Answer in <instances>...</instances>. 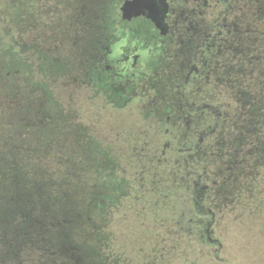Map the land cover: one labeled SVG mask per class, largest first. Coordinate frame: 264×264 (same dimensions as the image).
Segmentation results:
<instances>
[{
  "label": "flooded vegetation",
  "instance_id": "obj_1",
  "mask_svg": "<svg viewBox=\"0 0 264 264\" xmlns=\"http://www.w3.org/2000/svg\"><path fill=\"white\" fill-rule=\"evenodd\" d=\"M124 1L55 0L52 7L44 2L43 12L55 13L48 27L53 38L41 36L47 23L39 24L33 8L32 15L25 14L24 29L11 20L21 34L39 32L23 43L11 40L10 53L15 57L23 50L33 79L43 84L40 93L54 94L44 86L56 77L60 91L72 87L87 97L80 108L93 112L91 121L56 99L60 139L86 146L90 154L95 146L104 150L119 166L116 172L150 190V180L180 172L155 167L162 158H190L193 110L236 111L240 140L245 127L240 96H247V146L239 143L237 152L247 147L251 175L264 173V0H167L160 28L145 16L123 19ZM46 54L61 63L55 76L43 68ZM208 90L218 102L198 106L194 97ZM230 95L236 102L225 99ZM31 116L30 125L47 130L42 113Z\"/></svg>",
  "mask_w": 264,
  "mask_h": 264
},
{
  "label": "trees",
  "instance_id": "obj_2",
  "mask_svg": "<svg viewBox=\"0 0 264 264\" xmlns=\"http://www.w3.org/2000/svg\"><path fill=\"white\" fill-rule=\"evenodd\" d=\"M0 48V264L152 263L139 261L138 253L115 242L108 230L124 201L137 209L139 220L150 223L163 253L186 257L188 252L201 260L208 250L217 259L219 244L212 236L217 224L228 210H245L259 188L248 168L247 147L243 150L248 138L247 96H240L245 118L240 140L236 111H219L216 106L193 110L190 158L165 156L154 166L180 172L150 180V190L140 189V182L116 172L119 166L104 150L95 146L90 154L86 146L60 139L56 98L40 93L43 84L33 79L23 50L14 57L2 37ZM56 56L45 55L48 76L62 70ZM194 98L198 106L218 102L209 90ZM225 99L236 102L237 97ZM41 113L49 121L47 130L29 123L35 119L31 115ZM241 142L245 144L238 153ZM256 203H264V196Z\"/></svg>",
  "mask_w": 264,
  "mask_h": 264
},
{
  "label": "rangeland",
  "instance_id": "obj_3",
  "mask_svg": "<svg viewBox=\"0 0 264 264\" xmlns=\"http://www.w3.org/2000/svg\"><path fill=\"white\" fill-rule=\"evenodd\" d=\"M44 2L50 7L55 0H3V3L0 5V37L3 38L5 45H12V41L15 39L23 43L30 37L34 38L39 34L36 30H31L30 34H21L13 28L8 17V13H11L13 10L14 13H12L10 19L14 23H21L23 29L27 25V22L24 21L25 14L27 13L28 16L32 15L33 9L39 11V13L35 12V15L41 26L45 23H47V28L51 26L49 22L50 15L55 13L54 11H49L50 14L43 12L42 5ZM38 21L35 23L38 24ZM35 28L39 29L37 26ZM45 35H50L52 38L54 36L49 31V28L47 32H41L42 37ZM132 42L137 43V45L140 44L138 41L133 40ZM48 83L53 90V96L57 100H61L66 106L74 105L75 109L76 107L79 108V119L91 121L93 112L80 108L87 103V97L85 94H82L84 92L79 91L76 94L73 91L74 88L68 87L67 89L65 87L67 90L65 92H68V96L67 93L59 90L63 84L62 80L56 77L49 80ZM59 91L62 95L59 94ZM131 119L134 121L133 118ZM132 164L135 166L134 162ZM260 174L257 175L258 191L256 190V193L250 195L251 199L247 202V208L240 210L238 207L234 211L235 214L230 213L228 210L225 218L217 224L216 232L212 235L218 240L219 244L218 256L215 260L209 255L208 250L202 255L201 260L194 257V254L189 255L187 252L189 251L188 248H186L187 251L185 250L187 252L185 253V258L182 254L176 257L173 254L168 255L169 250H165L166 252L163 253L158 245L160 242L159 236H154L150 223L139 220L136 212L137 209H132L125 201L120 207V214L112 215L108 230L113 233L115 242H118L120 245L122 244L124 248L128 246L126 249L129 248V250L139 254H137L140 258L139 261L149 260L152 262L149 264H192L193 261L196 264H264V203L260 206L256 203L257 199L264 196V191L260 189L264 188V173ZM256 206H259L258 210H255ZM139 208L142 210L140 206ZM113 250L118 251L117 247H113ZM133 259V261H137L134 257Z\"/></svg>",
  "mask_w": 264,
  "mask_h": 264
},
{
  "label": "water",
  "instance_id": "obj_4",
  "mask_svg": "<svg viewBox=\"0 0 264 264\" xmlns=\"http://www.w3.org/2000/svg\"><path fill=\"white\" fill-rule=\"evenodd\" d=\"M122 18L145 16L160 28L167 12V0H126L121 6Z\"/></svg>",
  "mask_w": 264,
  "mask_h": 264
}]
</instances>
